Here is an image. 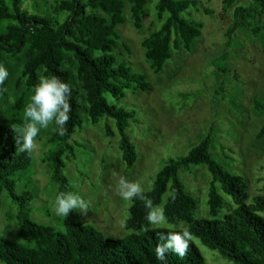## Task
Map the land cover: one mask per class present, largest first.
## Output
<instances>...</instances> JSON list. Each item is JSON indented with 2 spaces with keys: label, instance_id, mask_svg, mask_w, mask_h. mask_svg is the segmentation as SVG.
<instances>
[{
  "label": "trees",
  "instance_id": "1",
  "mask_svg": "<svg viewBox=\"0 0 264 264\" xmlns=\"http://www.w3.org/2000/svg\"><path fill=\"white\" fill-rule=\"evenodd\" d=\"M33 1L34 11L30 12L23 7L24 0H0V65L9 73L0 92L5 101L7 91H15L17 100L9 108L16 114L13 121L21 123L16 117L24 110L41 75L56 76L70 85L69 120L49 138L53 148L44 159L52 167V182L60 186L59 193L76 192L64 170L67 162L76 159L79 143L73 145L70 140L83 129L81 111L86 107L88 120L94 125L104 119L115 121L127 170L138 161L136 146L128 134L133 123H140L136 112L110 105L106 98L110 95L121 101L129 92H148L152 87L146 74L134 71L115 54L121 40L118 28L127 22V4L131 5L137 30L143 28L147 6L154 4L160 28L145 39L143 48L156 75L164 72L174 51H191L203 36L204 24L186 19L185 14L191 9L208 16L214 13L204 8L201 0H57L51 8L46 1L42 5ZM238 1L223 0V10L229 11ZM263 17L264 0L234 8L225 56L239 31L248 30L264 40ZM67 55L77 62L81 90L74 83L72 71L65 67ZM220 87L224 92L223 84ZM254 109L264 115V101H257ZM15 136L12 124H0V210L7 193L19 209L20 240L14 242L0 235V264H161L155 256L160 233L183 229L192 236L186 255L181 258L169 252L165 264H207L195 239L234 264H264V217L260 215L264 212V196L248 203L245 178L230 173L212 157L213 132L188 155L171 158L158 173L153 189L144 192L154 206L164 208L173 228L155 227L144 232L146 202L136 199L125 224L131 234L122 240L106 238L94 226L84 224L78 211L64 218L65 231L33 221L29 205L34 196L27 190L19 194L18 186L34 158L32 152L19 151ZM114 136L107 125V137ZM263 137L264 126L258 135L259 139ZM222 151L231 157L227 147ZM202 166L213 177L208 196L210 219L199 218L198 201L187 193L182 179V175Z\"/></svg>",
  "mask_w": 264,
  "mask_h": 264
},
{
  "label": "rangeland",
  "instance_id": "2",
  "mask_svg": "<svg viewBox=\"0 0 264 264\" xmlns=\"http://www.w3.org/2000/svg\"><path fill=\"white\" fill-rule=\"evenodd\" d=\"M45 1L51 8L57 0H38V3L42 5ZM201 1L204 8L214 14L208 16L191 9L185 18L203 23V36L191 51H174L161 75L153 72L143 48L145 39L160 28L154 4L149 1L142 30L135 28L131 5L127 4V22L118 28L121 40L115 54L134 71L146 74L152 87L148 92H129L121 101L110 95L106 98L110 105L135 111L140 120L128 131L138 154V161L131 170H127L122 160L115 121L104 119L94 125L88 120L87 107L81 111L83 129L70 140L73 145L79 143L76 159L67 162L64 174L75 191L90 204L87 214L79 212L84 224L94 226L106 238L122 240L131 234L125 224L130 218L132 202L118 195V176L114 173L139 182L144 192L151 191L158 173L171 158L188 155L211 132L213 159L230 173L245 178L249 186L248 203L253 204L255 197L264 196V137L258 138L264 126V115L254 109L257 101H264V40L255 38L248 30L239 31L225 56L234 8L249 5L252 0H239L227 12L223 10V0ZM23 7L33 12L34 1L24 0ZM65 67L72 71L74 83L81 90L73 56H66ZM221 84L224 92H220ZM7 96L4 101L0 92V124L22 126L24 110L16 117L21 121L18 123L13 121L16 114L9 108L17 100L15 91L8 90ZM107 125L115 133L114 137H107ZM60 126L53 124L41 129L31 151L34 164L21 176L18 193L27 190L34 196L29 205L33 221L65 231L64 218L57 217L53 211L60 186L52 182V167L44 159L53 148L49 138ZM222 147H227V153L231 151V157L224 154ZM182 179L187 193L198 201L199 218L210 219L208 196L213 177L208 169L196 167L191 173L182 175ZM3 202L0 235L20 242L18 206L7 193L3 195ZM260 215L264 217V212ZM195 243L207 264H234L200 240L195 239Z\"/></svg>",
  "mask_w": 264,
  "mask_h": 264
},
{
  "label": "clouds",
  "instance_id": "3",
  "mask_svg": "<svg viewBox=\"0 0 264 264\" xmlns=\"http://www.w3.org/2000/svg\"><path fill=\"white\" fill-rule=\"evenodd\" d=\"M8 75L7 69L0 65V85L8 78ZM71 91L70 85L56 76L41 75L39 77V82L34 86L29 102L24 108L23 125H12L19 151L31 152L41 129H46L53 124L64 125L67 123L71 111L69 102ZM114 175L118 176V195L124 201L133 202L140 199L146 202L145 220L147 223L142 229L144 232L165 225L169 228L173 227L168 224L163 209L154 206L153 202L144 195V189L139 182L130 181L116 173ZM89 209V202L77 192L59 193L54 200L53 211L60 218H67L70 212L76 211L87 214ZM191 239V233L187 229L160 233L159 243L155 248L156 259L161 264H165L166 254L169 252L183 258L188 251Z\"/></svg>",
  "mask_w": 264,
  "mask_h": 264
}]
</instances>
